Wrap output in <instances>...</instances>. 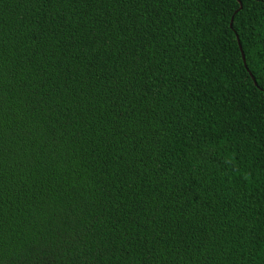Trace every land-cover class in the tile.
<instances>
[{
    "label": "trees",
    "instance_id": "trees-1",
    "mask_svg": "<svg viewBox=\"0 0 264 264\" xmlns=\"http://www.w3.org/2000/svg\"><path fill=\"white\" fill-rule=\"evenodd\" d=\"M0 264H264V0H0Z\"/></svg>",
    "mask_w": 264,
    "mask_h": 264
},
{
    "label": "water",
    "instance_id": "water-1",
    "mask_svg": "<svg viewBox=\"0 0 264 264\" xmlns=\"http://www.w3.org/2000/svg\"><path fill=\"white\" fill-rule=\"evenodd\" d=\"M242 57H243V60H244V62H245L244 55H242Z\"/></svg>",
    "mask_w": 264,
    "mask_h": 264
}]
</instances>
